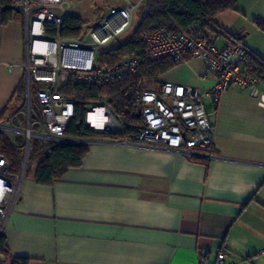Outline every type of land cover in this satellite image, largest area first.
Here are the masks:
<instances>
[{"label":"crops","instance_id":"crops-1","mask_svg":"<svg viewBox=\"0 0 264 264\" xmlns=\"http://www.w3.org/2000/svg\"><path fill=\"white\" fill-rule=\"evenodd\" d=\"M138 13L134 29L144 17ZM250 13L264 20V0H236V12L218 15L213 25L264 60V34L257 32L261 40L254 46L241 26ZM98 21L87 27L82 21V31ZM3 31L8 36L0 61L22 75L23 18L15 12ZM205 35L217 46L226 40ZM203 71V63L190 58L149 87L171 83L200 96L214 130L213 160L189 161L161 146L97 141L78 168L48 186L36 184L33 168L5 222L9 258L3 264H213L218 253L235 264H264L258 255L264 251V109L239 89L213 104L206 92L215 77L200 82L194 76ZM0 74L1 115L16 96L23 98L24 88L18 92L22 83H12L1 67Z\"/></svg>","mask_w":264,"mask_h":264},{"label":"built area","instance_id":"built-area-1","mask_svg":"<svg viewBox=\"0 0 264 264\" xmlns=\"http://www.w3.org/2000/svg\"><path fill=\"white\" fill-rule=\"evenodd\" d=\"M121 1L122 7L107 9L96 24L74 39L46 35L45 24L60 28L69 12L67 0H19L9 6L24 21L26 52L20 71L25 111H20L23 117L20 121L17 113L0 122V133L8 138L15 152L21 153L17 173L11 171L9 160L0 153V237L18 200L32 141L44 146L79 143L88 146L97 142L79 141L64 135L76 105L73 96L62 93L69 80L84 87L104 86L138 76L144 62L189 56L203 63L204 71L194 73L198 81L206 82L209 75L215 77L214 85L206 92L213 104L229 89H239L246 91L257 106L264 109V85L244 71L248 50L227 39L217 46L200 33V25L176 33L157 29L142 38L141 55L127 57L114 66L102 64L100 54L117 44L131 28L138 10L143 9L144 14L146 11L147 0ZM214 33L217 38L221 37L218 30ZM0 67L6 75H13L17 69L1 61ZM139 111L142 123L135 130L137 141L134 143L165 147L189 161L202 160L207 164L215 158L214 130L207 120L202 99L191 88L162 83L153 89L144 84ZM83 125L103 134L117 133L125 127L108 105L100 103L87 105ZM258 255L264 257V251ZM0 264H3L1 255ZM213 264L235 263L226 261L225 255L218 253Z\"/></svg>","mask_w":264,"mask_h":264},{"label":"trees","instance_id":"trees-1","mask_svg":"<svg viewBox=\"0 0 264 264\" xmlns=\"http://www.w3.org/2000/svg\"><path fill=\"white\" fill-rule=\"evenodd\" d=\"M10 5H12L10 0H0V27L9 23L15 14L9 8ZM229 11L236 12V0H147L144 17L137 24L130 37L122 43H117L107 52L101 53L99 60L102 64L114 66L127 57L141 55L143 50L142 38L160 28L169 33H176L200 25V33L206 38V31L215 34L214 31L218 30L225 39L241 44V39L236 35H225L213 25V21L218 15ZM83 25L79 18L66 16L60 28L54 24H45L46 35L54 37L58 34L62 39L78 38L81 35ZM253 25L257 31L264 34V20L253 19ZM189 59V56H182L178 59L163 58L153 62H144L138 76L112 82L109 86L84 87L69 80L62 93L73 96L76 105L73 118L64 134L65 137L79 141L136 142L135 130L142 123L137 111L139 110L144 81L156 82L161 75ZM244 71L247 75L257 77L264 85L263 59L249 52V55L245 57ZM23 88L22 83L19 85L18 92H22ZM98 103L106 104L113 110L124 124V130L103 134L84 127L83 119L87 105ZM5 113L6 110L0 115V120ZM87 150V145L47 144L44 146L39 142L32 141L29 162L34 168L36 184L48 186L61 179L69 169L78 168L87 154ZM0 153L9 160L11 171L17 173L20 168L19 160L15 157V150L10 141L1 133ZM195 161L204 163L202 160ZM0 255L5 260L9 258L3 236L0 237ZM14 262L28 264L26 259H15Z\"/></svg>","mask_w":264,"mask_h":264},{"label":"rangeland","instance_id":"rangeland-1","mask_svg":"<svg viewBox=\"0 0 264 264\" xmlns=\"http://www.w3.org/2000/svg\"><path fill=\"white\" fill-rule=\"evenodd\" d=\"M68 2L70 5L69 14L81 18L82 21H84L85 23V27H87L95 19L100 20L103 16V13L107 9L118 8V7H122L123 5L121 0H68ZM257 10L258 8H256L254 11H257ZM138 12L143 13L144 10L140 9L136 13ZM139 13L138 15H140ZM252 14L253 13H250L249 15H247L249 16L248 18L246 17L242 19L241 26L244 28V32L249 34L248 37L246 38V41L256 46L260 43L261 37L259 36V34L257 33L258 31L253 25V18L251 17ZM133 31H134V26L132 25L131 28L117 41V43H122L126 41L130 37V35L133 33ZM7 36L8 35L5 33V31L0 32V45L2 46L1 48H4V43L6 42ZM115 45L116 44H113L109 49H111ZM7 76H9L12 83L13 82L23 83L24 85V82H22L23 81L22 75L19 72H16L13 75H7ZM62 77L64 78L65 74H62ZM144 84H148L150 86V85H153V82L144 81ZM105 86H109V85H105ZM23 101H24L23 98L16 96L13 99V101L10 103L9 109L7 110L5 115L2 116L0 122H4L7 118L17 113H19L20 115L17 116L16 118L19 121L22 120L23 117L20 111H25V108H23L25 105ZM32 101H34V97L32 98ZM37 112H38V109H37ZM14 154H15L16 159H18L20 163L21 153L15 152ZM28 167H29L28 172H32L33 167H32V164H30V162H28Z\"/></svg>","mask_w":264,"mask_h":264},{"label":"water","instance_id":"water-1","mask_svg":"<svg viewBox=\"0 0 264 264\" xmlns=\"http://www.w3.org/2000/svg\"><path fill=\"white\" fill-rule=\"evenodd\" d=\"M137 115H138V117H140V111L139 110L137 111ZM79 145H82V143H79Z\"/></svg>","mask_w":264,"mask_h":264}]
</instances>
